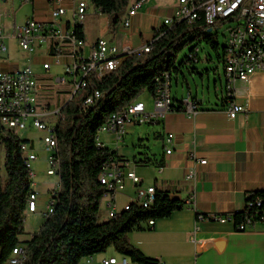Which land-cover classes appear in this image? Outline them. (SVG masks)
Returning a JSON list of instances; mask_svg holds the SVG:
<instances>
[{"label": "crops", "instance_id": "1", "mask_svg": "<svg viewBox=\"0 0 264 264\" xmlns=\"http://www.w3.org/2000/svg\"><path fill=\"white\" fill-rule=\"evenodd\" d=\"M29 1L33 3L32 18L50 20L52 4L49 0H24L23 3ZM63 2L67 12L62 16V21L67 24L72 21L73 7L77 0ZM170 2L173 3L171 9L168 6ZM176 5L178 6V0H143L141 8L132 17L129 28L123 27L122 19L114 26L109 15L98 13L93 8V11H88L83 22L85 52L92 49L99 37L114 42L118 47L126 42L136 49L141 48L144 45H140L144 38L140 32L142 20L151 18L153 29L159 28L164 24V20L163 24L159 23L161 11L168 10V15H172ZM88 15L95 23L87 32L85 21ZM23 23H13V38L15 27ZM152 37L153 35L144 43ZM2 38L5 44L4 36ZM7 51L8 48L0 50V70L20 68L17 63L9 62L8 56L1 54ZM47 60L48 57H43V62ZM200 60L199 55L196 62ZM220 60L223 62L222 58ZM193 65L192 71L198 73V68ZM207 76V88L210 90L208 71ZM223 76L225 79V71ZM180 77L186 83L187 91L200 101L197 114L189 115L182 109L171 110L154 122H149L151 128L142 127V123L130 125L122 142L115 141L109 133L106 142L111 144L106 145V142L100 140L102 146L113 149L117 155L128 159L131 168L142 180L138 186L127 180L126 188L117 194V203L118 199H121L123 205L132 202L139 186L151 185L185 203L182 209L176 210L169 217L156 220L153 226L147 224L144 229L132 231L129 234L130 242L145 255L159 260L160 264H264V221H255L241 230L233 222L197 220L199 213L227 214L235 209H243L249 193L264 191V71L255 72L247 82H236L233 99L244 104L246 111L238 114L235 119L229 118L226 112V79L225 82L222 81L219 70L214 73V96L210 93L206 95L204 90L201 94L198 89L194 93L182 72L176 75V84ZM200 77L203 78V75ZM60 90L68 94L71 88L63 85ZM186 92L181 96L172 95L177 106H182ZM48 98L53 103L54 93ZM62 101L61 105L67 100ZM57 102L58 100L53 104L57 105ZM146 109L148 112L154 111L148 110L147 105ZM170 133L174 135L171 143L166 141ZM152 134L154 140H151ZM167 148L172 149L170 154L166 153ZM199 159L207 162L200 164L197 161ZM160 164H163L161 172ZM150 168L153 169V175L146 173ZM191 170L196 172L194 180L187 179ZM5 176L4 150L0 143V189ZM59 184L60 181L57 183L58 187ZM34 185L33 191L39 199V192ZM123 207H119V211ZM110 256L117 255L106 252L94 256L91 264Z\"/></svg>", "mask_w": 264, "mask_h": 264}, {"label": "trees", "instance_id": "2", "mask_svg": "<svg viewBox=\"0 0 264 264\" xmlns=\"http://www.w3.org/2000/svg\"><path fill=\"white\" fill-rule=\"evenodd\" d=\"M91 2L95 10L112 18L114 26L120 22L121 13L132 4V0ZM75 31L84 40L83 24H78ZM153 38L149 51L137 49L126 54L106 78L99 80L91 75L84 89L62 107L54 153L59 163L60 184L50 193L53 211L45 214L40 230L26 241L21 236L25 233V213L33 184L22 145L27 144L33 149L34 142L0 123L6 174L0 189V264H8L17 245L26 249L25 259L20 264H81L86 257L103 254L111 246L134 264H160L159 260L145 255L133 245L129 234L147 227L150 219L156 221L171 216L185 203L156 188L155 201L149 207L132 202L129 209L123 208L115 217L100 221L101 203L106 193L100 173L110 159H123L115 150L101 145L100 128L113 113L137 100L143 91H149L155 98L165 73L173 77L183 73V65L193 66L199 59L198 44L193 45L184 61L177 65L179 54L187 46L205 41L217 50L218 43L216 35L208 32L204 19L183 20L172 26L163 24L154 28ZM222 55L218 54L220 59ZM95 90H99L101 96L88 105L85 100ZM181 108V105H172L173 110ZM257 200L261 201L260 206L256 204ZM248 202H254V205L247 207ZM245 207L244 219L248 216L261 221L264 218V191L249 193Z\"/></svg>", "mask_w": 264, "mask_h": 264}, {"label": "built area", "instance_id": "3", "mask_svg": "<svg viewBox=\"0 0 264 264\" xmlns=\"http://www.w3.org/2000/svg\"><path fill=\"white\" fill-rule=\"evenodd\" d=\"M28 1V0H26ZM52 4L50 10V20L41 21L28 18L23 24L17 25L13 36L17 39L19 46L28 53H33L36 48L47 51L48 60L43 62L45 70H49L53 63L64 66L65 76L50 78V83H46L36 77L31 66L24 68H14L11 70H0V123L7 129L18 132L28 127V125L44 132L43 141L45 150L49 153L47 170L48 175H55L59 169L58 159L54 155L57 143V125L62 117V107L71 100L78 91L84 89V81H88L91 75L102 80L106 78L119 66L130 51L137 50L132 45L124 42L118 47L114 42L104 37H99L88 52H85V41L77 35L75 27L83 24L90 9L86 0H78L73 7L72 21L63 23L62 16L66 14L67 8L63 0H49ZM143 0H138V4L133 9H128L126 17L121 20L123 27L131 26V19L141 8ZM97 11V10H96ZM98 12V11H97ZM100 13V12H98ZM3 14L0 12V50L4 51L7 46L3 43ZM204 19L208 26V32L216 33L223 26H227L224 35L225 45L223 47L222 61L224 64L226 79V98L228 100L226 112L229 118L235 119L238 114L245 112L244 104L237 102L233 89L237 81L247 82L257 71H264V0H178V6L171 17L164 19L166 26H172L182 20L195 21ZM2 40V41H1ZM152 37L139 49L147 50V45L154 42ZM198 47L196 51H199ZM67 76L70 80H67ZM170 73H165L164 79L159 81L154 98V111L148 112L143 101L135 100L125 106L121 111L110 116L105 126L100 128V132L113 135L115 141L122 142L128 127L135 123L154 122L158 117L173 110L174 103L171 94ZM70 86L69 97L63 105H54L48 97L54 93V86ZM101 95H95L90 104ZM182 110L189 115H195L200 109V101L187 91L182 100ZM174 135L169 134L166 141L171 143ZM100 141V138H99ZM22 149L26 156V165L29 169V177L32 184L36 173L32 167V161L37 159V155L23 144ZM171 148L166 149L170 154ZM200 164H205V159L197 160ZM163 166H159L161 172ZM196 178L195 170L187 174V179ZM127 180L135 185L141 183L140 177L131 168L128 159H110L107 161L100 173V182L105 186L106 193L102 202L108 211V217L113 218L119 212L117 194L126 188ZM156 198V187L139 186L136 191V202L143 207H149ZM126 203L124 209H129L131 203ZM102 204V203H101ZM256 204L261 205L257 200ZM254 202H248L247 207H252ZM246 208V207H245ZM243 209H235L227 214H197V220H217L222 223L233 222L237 229L244 230L248 225L255 222L250 217H245ZM29 212L38 210V195L31 192L27 202ZM53 211V201L49 199L45 214ZM261 221H264L262 218ZM155 220L150 219L149 226H153ZM22 251H26L23 245H17L13 249L12 256L8 264H19ZM94 257H86L81 264H91ZM96 264H134L131 260L121 255L102 257Z\"/></svg>", "mask_w": 264, "mask_h": 264}, {"label": "rangeland", "instance_id": "4", "mask_svg": "<svg viewBox=\"0 0 264 264\" xmlns=\"http://www.w3.org/2000/svg\"><path fill=\"white\" fill-rule=\"evenodd\" d=\"M24 0H0V12L3 14L2 22L4 23V42L7 45L8 51L5 53H1L4 56H8V60L11 63H17L20 68H24L27 66H31L36 77H39L40 80L50 83V78L56 76H65V70L63 65L53 63L51 65V69L45 70L43 67V57H48L47 51L36 48V50L29 54L27 51L21 49L18 44V41L11 36L13 23H22L25 22L28 18H32L33 15V3L32 1L23 3ZM78 1V0H77ZM90 7V12L93 11V4L91 0H86ZM133 1V0H132ZM136 1V0H135ZM133 1V3L135 2ZM132 3V4H133ZM169 9L173 6V3H169ZM177 6V5H176ZM129 9V8H128ZM168 11V10H167ZM167 11H161L159 15V23L163 24L164 18L172 16L168 15ZM167 12V13H166ZM126 10L121 13L120 19L125 17ZM143 24L140 25V32L143 34V39L140 41V45L142 46L147 38H150L153 35L154 29L152 27V19L144 18L142 20ZM94 20L91 16H87L85 21L87 32L90 30L89 28H93ZM227 26L221 27L216 33V29H214L213 34L216 35V42L218 43V49L214 50L210 43L205 41L194 42L193 44L187 46L180 54L177 60V65H179L182 61H184L185 56L189 53L191 47L195 44H198L200 50L198 51L201 60L199 62H195V66L198 68V73L196 71H192L193 66L183 65L182 71L187 79V84L191 88V90L195 93L196 89L200 91L202 94L203 90L205 94H209L214 96V73L219 70L222 75V81L225 82L224 79V67L223 62H221L218 54H223V47L225 45V37L224 35L227 32ZM150 36V37H149ZM220 61V62H219ZM207 71L210 76V90H208V76ZM203 75V78L200 76ZM67 80H70V77L67 76ZM203 84V85H202ZM171 93L173 96L179 95L181 96L187 91V85L183 82L182 77H180L179 83L176 84V75H173L171 81ZM218 86H220V82H218ZM54 102L58 100L56 103L60 106L64 101L67 100L69 94H65L60 90V86H54ZM212 97V96H211ZM45 100H49L50 98H45ZM137 100H141L146 103L148 110L152 111L154 105V98L149 91H143L138 97ZM142 127L151 128L152 125L149 122L142 123ZM19 135L22 138L32 140L34 142V148L32 151L37 155V159L32 161V167L36 173V178L34 181L36 182L34 185L36 190L39 192L38 199V210L36 212H29L28 210L25 213V222L24 228L25 233L21 236L23 241L29 240L35 233H37L41 226L43 225L46 219V208L49 202V197L52 189L58 187L57 183L59 182L58 174L48 175L47 170L49 168L48 164V155L49 153L45 150L43 136L44 132L40 131L30 125L27 128L18 131ZM107 133L100 132L99 138L101 141H107ZM146 138V137H144ZM151 140H154V134L151 135ZM113 143V142H112ZM107 144H111V142H106ZM123 145V143H121ZM124 145H127L124 143ZM146 173L154 174L153 169H147ZM119 207L124 206L121 202V199H118ZM118 207V211L120 208ZM100 221H104L108 219V211L106 210L104 203L102 202L100 213H99ZM107 253H113L120 257V253H117L113 246H111L107 251ZM105 252V253H106ZM98 254L96 256H99Z\"/></svg>", "mask_w": 264, "mask_h": 264}, {"label": "bare ground", "instance_id": "5", "mask_svg": "<svg viewBox=\"0 0 264 264\" xmlns=\"http://www.w3.org/2000/svg\"><path fill=\"white\" fill-rule=\"evenodd\" d=\"M137 4H138V0H136L133 4H131L130 9H133L134 6H136ZM182 21H183V20H182ZM188 21H191V20H188ZM139 50H141V51H149V50H150V46L147 45V50H145V49H139ZM131 52H133V51H130V53H131ZM117 67H118V66H116V68H117ZM114 70H115V69H113V71H114ZM86 84H87V81H84V87L86 86ZM81 90H82V89H81ZM78 92H79V91H78ZM95 95H101L100 91H99V90H95L91 96L87 97V99L85 100V103L90 104L91 99H94V98H95ZM104 126H105V125H104ZM24 259H25V251H22L21 258H19V264H20Z\"/></svg>", "mask_w": 264, "mask_h": 264}]
</instances>
